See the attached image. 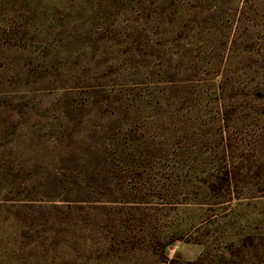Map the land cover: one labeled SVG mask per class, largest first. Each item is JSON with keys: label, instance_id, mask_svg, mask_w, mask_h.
Returning a JSON list of instances; mask_svg holds the SVG:
<instances>
[{"label": "rangeland", "instance_id": "obj_1", "mask_svg": "<svg viewBox=\"0 0 264 264\" xmlns=\"http://www.w3.org/2000/svg\"><path fill=\"white\" fill-rule=\"evenodd\" d=\"M0 264H264V0H0Z\"/></svg>", "mask_w": 264, "mask_h": 264}]
</instances>
